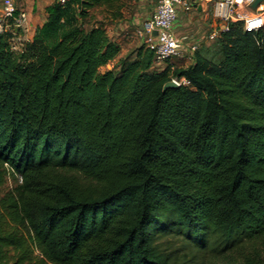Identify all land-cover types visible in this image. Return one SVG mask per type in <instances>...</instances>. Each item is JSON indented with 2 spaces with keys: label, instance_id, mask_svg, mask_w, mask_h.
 Masks as SVG:
<instances>
[{
  "label": "trees",
  "instance_id": "obj_1",
  "mask_svg": "<svg viewBox=\"0 0 264 264\" xmlns=\"http://www.w3.org/2000/svg\"><path fill=\"white\" fill-rule=\"evenodd\" d=\"M69 2L22 51L0 34V188L20 179L0 264H187L253 240L255 259L225 264H264V29L230 25L164 89L171 67L144 46L102 72L120 46Z\"/></svg>",
  "mask_w": 264,
  "mask_h": 264
},
{
  "label": "rangeland",
  "instance_id": "obj_2",
  "mask_svg": "<svg viewBox=\"0 0 264 264\" xmlns=\"http://www.w3.org/2000/svg\"><path fill=\"white\" fill-rule=\"evenodd\" d=\"M45 3L46 15H49L48 10L56 5L55 0H43ZM84 0H73L69 3V12L75 16L78 25L85 31L93 27L103 28L107 36L120 46V54L115 60L108 64L105 68L101 69L111 70L118 62L133 60V53L143 46V38L139 36L138 30L142 28V24L150 20L155 10V0H119L110 3H95L91 7H84L82 2ZM57 6V5H56ZM61 8V7H60ZM64 11V10H61ZM45 14V13H44ZM76 22V23H77ZM61 30H68L71 26L61 23ZM213 27V18L210 10L206 11H180L177 20L174 24V32L178 40L186 46L195 43L198 45L197 51L202 49H218L215 47L213 40L209 37L208 32ZM30 29V28H29ZM60 32V31H59ZM17 36H21L22 32L15 30ZM8 37L12 38L11 35ZM57 36L45 39L46 44L51 45ZM16 39V38H15ZM30 40V39H29ZM31 41V40H30ZM11 48L15 52L22 51L24 46L28 43L13 40L10 42ZM196 51V52H197ZM217 53V52H216ZM191 59L186 56L177 57L169 60L165 65L156 67L153 70L163 71L166 67L170 68V77L174 74L173 71L191 64ZM20 184L19 176L12 178L7 176L5 184L0 188V198L8 191L15 188ZM164 247L170 249L180 248V254L188 253L182 247V239L177 237L168 236L160 240ZM235 251H224L217 254H202L191 257L189 254L187 259L190 261L187 264H225L228 261L239 262L243 259H255L261 252V244L257 240L242 242Z\"/></svg>",
  "mask_w": 264,
  "mask_h": 264
},
{
  "label": "built area",
  "instance_id": "obj_3",
  "mask_svg": "<svg viewBox=\"0 0 264 264\" xmlns=\"http://www.w3.org/2000/svg\"><path fill=\"white\" fill-rule=\"evenodd\" d=\"M69 1L55 0L60 6H65ZM255 1L257 0H155L153 16L138 30L139 36L143 38V46L153 53L152 69L182 56L193 61L198 45L192 43L185 48L173 29L180 11L210 10L213 27L208 34L211 39L217 40L228 32V27L232 24H239L245 33H257L264 29V3L252 8ZM1 9L0 34L11 35L12 38L8 37L9 43L21 38L17 36L15 30L22 32L24 37L28 31L26 13L17 9L13 0H3ZM170 81L176 87L189 85L184 77H172Z\"/></svg>",
  "mask_w": 264,
  "mask_h": 264
},
{
  "label": "crops",
  "instance_id": "obj_4",
  "mask_svg": "<svg viewBox=\"0 0 264 264\" xmlns=\"http://www.w3.org/2000/svg\"><path fill=\"white\" fill-rule=\"evenodd\" d=\"M2 1L3 0H0V15L2 11L1 9ZM13 1L17 9L26 13L27 24H28V31H26L27 34L24 35V37L21 34V38L16 40L20 42L29 43L30 40H32L39 34L38 31H40L42 26L47 22L48 15H46V11L44 8L45 3L43 0H13ZM93 28H97V27H93Z\"/></svg>",
  "mask_w": 264,
  "mask_h": 264
},
{
  "label": "water",
  "instance_id": "obj_5",
  "mask_svg": "<svg viewBox=\"0 0 264 264\" xmlns=\"http://www.w3.org/2000/svg\"><path fill=\"white\" fill-rule=\"evenodd\" d=\"M260 3H264V0H257L255 3H253L252 8H256ZM176 88L175 84L173 82H167L164 85V89H173Z\"/></svg>",
  "mask_w": 264,
  "mask_h": 264
}]
</instances>
